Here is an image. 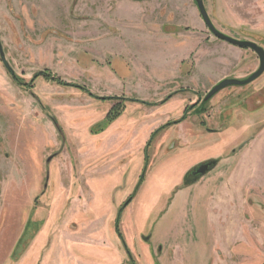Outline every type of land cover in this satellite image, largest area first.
<instances>
[{"label": "rangeland", "instance_id": "1", "mask_svg": "<svg viewBox=\"0 0 264 264\" xmlns=\"http://www.w3.org/2000/svg\"><path fill=\"white\" fill-rule=\"evenodd\" d=\"M203 2L264 48V0ZM0 37L19 79L0 58V264L117 246L132 264H264V74L204 103L260 60L214 36L196 0H0ZM112 96L151 104L98 99ZM82 223L107 244L75 242Z\"/></svg>", "mask_w": 264, "mask_h": 264}, {"label": "water", "instance_id": "2", "mask_svg": "<svg viewBox=\"0 0 264 264\" xmlns=\"http://www.w3.org/2000/svg\"><path fill=\"white\" fill-rule=\"evenodd\" d=\"M197 5H198V8H199L200 14L203 17L207 27L213 33L214 36H216L218 39H220L222 41H225V42H227V43H229L231 45H234V46H237V47H240V48L251 49L252 51H254L258 55L259 60H260L259 69L255 73H253L250 77H248L247 79L239 80V79L226 78V79H223L222 81H220L219 83H217L209 91V93L206 95L205 101H208V100L212 99L222 89H224V88H226L228 86H243V85H246V84H250V83L254 82L255 80H257L259 77H261L264 74V48L259 46L255 42L237 40V39H234V38H232V37L220 32L215 27L213 22L211 21L209 15H208V12H207V10L205 8L203 0H197ZM0 58H1L2 62H3V64H4L5 68L10 73V75L16 76L14 70L11 68L9 62L6 59V55L4 53L3 45H2V42H1V37H0ZM42 73L43 72H40L39 75L42 74ZM243 145H245V144H243ZM217 164H218L217 160H211V161H207V162H204V163L198 165L189 174V176L191 178L190 181L192 183H194L199 178H202V177L206 176L211 170H213L217 166Z\"/></svg>", "mask_w": 264, "mask_h": 264}, {"label": "crops", "instance_id": "3", "mask_svg": "<svg viewBox=\"0 0 264 264\" xmlns=\"http://www.w3.org/2000/svg\"><path fill=\"white\" fill-rule=\"evenodd\" d=\"M200 161L202 162L204 160H200ZM201 162H197V163L199 164ZM215 168H217V166ZM81 225L83 226L82 229H80ZM81 225L77 226L75 229H72L82 235V236H79V238H77L75 242H78L80 244H91V245L98 244L101 246H103V244L105 243L107 244L106 241H103L97 238V234H96L97 230H96V227L92 225V223L91 225H87L86 223H82ZM70 231L69 232L67 231V232L70 233ZM116 248L117 250H116L115 256H111L107 254L104 255L102 251H98L97 253H93L92 257H90L89 259L85 261L82 259H79V257L74 258V256L72 257V260L78 259V264H132V259L130 260L129 256L125 254L124 252H122V250L120 249L121 247L117 246ZM170 262L171 261L168 258L164 260L165 264H171Z\"/></svg>", "mask_w": 264, "mask_h": 264}, {"label": "trees", "instance_id": "4", "mask_svg": "<svg viewBox=\"0 0 264 264\" xmlns=\"http://www.w3.org/2000/svg\"><path fill=\"white\" fill-rule=\"evenodd\" d=\"M37 76H39V75H38V74L35 75V77H37ZM43 76L46 77V78H51V79L54 80L55 82H57V83H59V84H62V85H64V86H68V87H74V86H76V85H73V84H70V83H65V82H63V81H62L61 79H59V78L52 77L51 74H49L47 71H45V72L43 73ZM14 79H15L16 81L19 82V79H18L16 76H14ZM77 87L80 88V90H82V91H84V92H87L90 96H94V95H92V94L89 92L88 89H86V88H84V87H81V86H77ZM171 96H172V95H171ZM168 98H170V97H168ZM98 99H101V100H109V99L111 100V99H115V100H117V99H119V98H117V97H98ZM126 100H127V99H126ZM166 100H167V99H165V101H166ZM130 101H131V100H130ZM132 101H133V100H132ZM165 101H164V102H165ZM206 102H207V101H204V103H206ZM193 108H194V107H193ZM121 110H122V108H121ZM121 110L118 109L119 112H117V113H115V114H113V112H112L111 114H113V115L110 114V117H108V118L106 119V121H105L104 124H106V125H107V124H110V122H112L114 119H116V118L121 114ZM202 111H203V108H202L201 111H199V112H202ZM185 118H186V116L184 115V117H183L182 119H180V120H178V121H175V122H173V123L166 124L165 126L159 128L157 131H155V133H154L153 136H155V134H157L162 128L167 127V126L172 125V124H177V123H179V122H182L183 120H185ZM53 121L55 122V124L57 125L59 131L61 132L62 130H61V127L59 126L57 120L54 119ZM187 183H188V184H186V185H190L192 182L190 181V182H187ZM131 200H132V198H130V199L127 201L126 205L129 204V203L131 202ZM126 205H125V206H126ZM119 235H120V234H119ZM120 236H121V235H120Z\"/></svg>", "mask_w": 264, "mask_h": 264}, {"label": "flooded vegetation", "instance_id": "5", "mask_svg": "<svg viewBox=\"0 0 264 264\" xmlns=\"http://www.w3.org/2000/svg\"><path fill=\"white\" fill-rule=\"evenodd\" d=\"M196 2H197V0H196ZM44 72H45V71H43V73H44ZM43 73H42V74H43ZM38 75H39V73H38ZM12 77H13V79H14V76H12ZM14 80H15V79H14ZM15 81H16V80H15ZM112 97H117V98H119V99H121V100H126V98H124V97H119V96H112ZM172 97H173V95L170 96V98H172ZM170 98H169V99H170ZM127 100H129V101H130V100H133L132 102H140V103H144V104H147V105H150V104H151V103H147V102H144V101H140L139 99H135V98H129V99H127ZM174 122H175V121H174ZM170 123H173V122H170ZM179 123H181V122H179ZM179 123H177L176 125H178ZM167 124H169V123H167ZM164 125H166V124H164ZM172 125H175V124H172ZM48 160H49V159H48ZM49 161H50V160H49ZM206 162H207V161H206ZM203 163H204V162H203ZM201 164H202V163H201ZM199 165H200V164H199ZM197 166H198V165H197ZM197 166H196V167H197ZM193 169H194V168H193ZM193 169H192V170H193ZM192 170H191V171H192ZM191 171H189V173L186 175V180H187V182H190V180L188 179V176H189V174L191 173ZM211 171H212V170H211ZM204 177H205V176H204ZM199 179H201V178H199ZM199 179H198V180H199ZM198 180H197V181H198ZM192 184H194V183H191L190 185H192ZM125 205H126V204H125ZM125 205H124V206H125ZM127 205H128V204H127ZM127 205H126V206H127ZM124 206H123V208H124ZM126 206H125V207H126ZM127 251H128L127 255L129 256V258H130V260H131V259L133 258V257H132V254H131V252H130L129 250H127ZM132 261H133V259H132ZM133 264H134V263H133Z\"/></svg>", "mask_w": 264, "mask_h": 264}]
</instances>
